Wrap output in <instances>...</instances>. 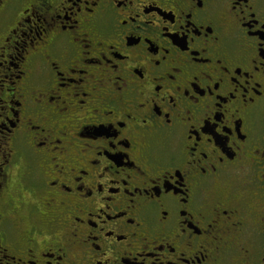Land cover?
I'll list each match as a JSON object with an SVG mask.
<instances>
[{"label": "snow or ice", "instance_id": "snow-or-ice-1", "mask_svg": "<svg viewBox=\"0 0 264 264\" xmlns=\"http://www.w3.org/2000/svg\"><path fill=\"white\" fill-rule=\"evenodd\" d=\"M15 2L17 0H0V222L5 205L16 203L20 208L27 204L12 192L14 179H19V195L24 194L27 186L30 195L38 193L39 197H44V206L52 210V219H48V211L40 212L39 216L44 218L45 224L59 225V228L47 232L36 225L30 227L29 233L35 232L28 237L32 247L26 248L24 255L13 254V264H34L38 255L47 252L43 247L37 252L36 246L54 234L66 240L61 245L62 251L64 248L71 251L81 245L91 250L92 264H113L121 255L118 246L122 242L128 241L126 247L132 246L130 236L140 241L139 255L130 260L124 258V264H136L137 260L161 264L162 257L157 253H164L165 247L170 255L164 258L176 264H207L210 251L216 253L212 264H220L218 257L224 258L225 264H243L231 257L236 254L248 257L258 236L260 264H264V227L258 234L250 231L242 239L237 229L243 227V221L231 223V231L228 225L221 229L218 227L222 223L220 214H216L207 220L202 230L195 234L189 231L192 228L189 201L201 202L210 196L206 186L195 177L191 180L194 188H189L185 181V177L197 171L205 177L209 170L218 175V166L225 165L226 159L242 161V170L250 174L243 184L249 189L248 207L252 213L258 207L260 219L264 221V100L260 105L256 103L264 82V36L254 44L241 38H254L264 33V7H254L264 5V0H172L183 19L177 23L171 9L165 17L176 25L172 30L171 46L183 54L181 62L189 71L191 65L213 63L207 54L209 35L218 46L223 38L220 52L214 54L221 71L227 72L233 53H241L235 70L228 72L233 90L227 96L235 100L240 95L239 110H248L251 125L248 132L232 141L228 138L232 136L233 125L224 123L220 116L210 120L211 109L200 102L203 92L195 83H181L177 79L184 71L175 60L168 61L169 49L153 46L147 35L143 40L139 38L141 32L159 31L168 39L170 29L161 27L163 21L161 25L156 23L164 12L155 0H39L29 4L33 9L31 14L25 9L23 18L4 34V13ZM137 2L142 7L133 11ZM193 2L201 14H213L212 23L217 24L220 37L211 25L196 24ZM186 3L189 5L187 12L182 7ZM53 5L57 6L55 12H51ZM40 6L51 14L46 17L40 13ZM94 8H101V11L93 12ZM122 10L127 12L125 19L114 14ZM82 11L87 15L78 17L77 13ZM129 23L134 27L129 29L125 45L132 51L117 54L111 42L106 50L94 51L97 47L105 49L104 41L115 38L120 28L128 27ZM180 24H187L193 31L189 33ZM198 27L207 28L202 48L193 47L200 36ZM62 33H70L71 38H60ZM141 44L145 47H138ZM75 45H79L78 55L74 53ZM202 54L203 59H200ZM73 55L75 60L70 61ZM241 65L246 66L241 68ZM105 66L116 73L115 77L109 76L106 81L101 77L91 89L82 87L85 77L95 78L89 68ZM11 69L16 72L11 73ZM200 74L207 80L212 79L211 73L204 68L200 69ZM22 78L28 89L27 107L25 94L17 83ZM32 81L35 86H31ZM223 82L220 77L207 86L208 94L219 93ZM106 83L112 85L114 93L97 92V89H105ZM191 88L196 90L190 91ZM93 93L98 102L95 105ZM174 93L180 96L179 101ZM183 97L193 101L195 111L193 107L183 106ZM213 98L219 109V98ZM149 104L152 105L151 115L145 112ZM198 114L203 120L199 127L196 126ZM235 131L240 133L239 125L235 126ZM15 133L25 138L23 158L30 163L39 161L40 172L30 174L27 180L19 165L13 168L11 163L13 153L8 147V138ZM45 155L46 160L43 159ZM49 171L56 173L51 179H47ZM150 172L153 174L149 175ZM134 177L150 185L151 194L155 195V202L150 199L138 207V220L127 217V212L119 208L115 199L122 193L129 198V208H137L136 196L141 189L130 183ZM173 177L174 184L170 183ZM256 191L260 193L258 202ZM144 194L149 195L148 192ZM162 197L167 198V208ZM82 204L87 212L77 215L84 212ZM72 206L75 211L69 217ZM31 211H36L35 203ZM193 211L204 219L202 212L195 208ZM237 211L231 210V215H236ZM223 215L231 220L229 210H223ZM66 217L71 220L69 231L62 230ZM77 224L88 225L89 232L83 239L78 235ZM107 224L113 227L107 228ZM142 224L143 234L138 236L135 229H141ZM127 225H133V231H125ZM149 235L153 236L151 242ZM196 236L201 237L198 242ZM225 236L229 239L225 240ZM156 240L161 243L156 244ZM4 245V229L0 227V250ZM44 258L51 257L45 255ZM5 259H9L6 252L0 256V264Z\"/></svg>", "mask_w": 264, "mask_h": 264}, {"label": "flooded vegetation", "instance_id": "flooded-vegetation-1", "mask_svg": "<svg viewBox=\"0 0 264 264\" xmlns=\"http://www.w3.org/2000/svg\"><path fill=\"white\" fill-rule=\"evenodd\" d=\"M39 0H17V2L12 3L4 13V25L2 32L4 34H7L13 27H15L16 23L20 21L24 16V11L27 9L28 13L31 14L33 11L32 8H29V4L32 3H38ZM157 4H159L161 10H163L164 15L160 17V20L156 21L158 25H161V21H163V26H167L170 31L167 34L168 39H165L164 35H162L159 31H149V32H141L139 33V38L143 40V38L147 35L151 37V41L153 46L157 47H167L169 51L171 52V55L167 58L168 61L175 60L176 64H180L183 68L184 75L181 77H178L177 79L181 83H195L196 88H199L201 92H203V96L200 97L201 104H207L208 107L211 109L209 112V119L213 120L216 116H220L224 123H231L233 125L231 131L232 136H230L228 139L229 141H232L233 139L238 138L239 134L246 133L249 131V127L251 125V121L249 120V113L248 110H239V105L241 101L240 95L236 96V99H230L227 96V93L231 92L232 89V83L228 76V72H233L235 70L236 64L239 63L241 53L239 51L233 53V56L229 58L228 61V69L227 72L221 71L219 67L216 65L215 62V55L220 52L221 47L223 46V38H221V45H216L213 43L214 37L209 35L207 40L208 45V56L212 57L213 63L212 64H194L191 65V71H189L188 68L184 67L182 64V57L183 54L179 53L178 50L174 49L171 46V37L174 34L172 31L176 25L172 23V21L166 20L165 17L169 15V9H171L172 14L176 17L177 23H179L183 18L179 15V10L175 9L172 3V0H155ZM166 5V7H165ZM56 5L52 6L51 12H55ZM101 7H104L102 5ZM142 5L137 2L136 7L133 9V11H136L140 9ZM182 7L187 12L189 10V5L183 4ZM254 7L261 8L264 7V5H254ZM83 8V6H81ZM38 11L40 13H44L45 16H49L51 13L45 9V7L40 6L38 8ZM93 12H100L101 8H94L92 10ZM114 11V10H113ZM192 11L194 13V19L196 20V24L199 25H211L213 32L216 34L217 37H220L221 33L220 30L217 27L216 23H212L213 21V14L209 13L207 15L201 14L199 9L196 8L194 2L192 5ZM120 16V19H125L127 16V12H124L123 10L120 13H115ZM83 15H87L85 12L77 13L78 17H82ZM140 15H143V12H140ZM118 23V21H117ZM25 27H28L26 24ZM134 26L131 25V23L128 24V27H122L120 28L119 32L115 36V38H110V40H105V49H100L99 47L95 48L94 51L96 53H99L101 51H104L107 49V45L109 42H111L115 49L117 50V54L120 53H128L132 51L131 49L127 48L125 45V41L128 38L127 34L129 32L130 28H133ZM180 27L187 29L189 33L193 31V29L188 28L187 24H180ZM198 30L200 32V36L196 38V44L193 46L195 48H202L205 44L204 37L207 34V28L206 27H198ZM51 35V34H50ZM71 38L70 33H62L60 38L63 37ZM261 36H264V33H261L259 36H256L254 38H247V37H241L242 39H245L249 43H255V41H258ZM136 38V37H133ZM138 47L143 48L145 47L143 44L139 45ZM9 51L11 49L9 48ZM79 45L74 46V53L75 55L79 54ZM110 55L112 53H109ZM75 55L70 57V61L75 60ZM145 57L147 56V53L143 54ZM200 59H203V54L201 55ZM140 63H143V60L139 61ZM165 67L169 66L167 64L164 65ZM246 65H241V68L245 67ZM21 68H26V65H20ZM129 67L131 65L129 64ZM204 68L208 72L211 73L212 79L207 80L203 75L200 74V69ZM11 73H15L16 69H11ZM89 72L95 73V78L92 80H89L87 77H85V84L82 85V87L91 89L98 79L103 77L105 81L109 76L115 77L116 73L112 72L110 68H107L106 66L103 68H89ZM242 74V73H241ZM223 77L224 82L220 85V91L219 93H213V96H210L208 94V91L206 90L207 86H210L213 84L214 81H217L218 78ZM257 79H259V76L257 75ZM20 85L19 90L23 91L26 97V103L25 106H28L27 100H28V89L23 83V78L21 81L17 82ZM31 86H35V81L31 82ZM196 88H191L190 91H195ZM261 96L257 98V105H260L262 100H264V82L261 84ZM97 92H100L103 94L104 92H113L114 89L112 85L105 84V89H97ZM93 95V105L97 104L98 102L95 101V93ZM174 96H177L178 101L180 100V96L177 94H173ZM214 96H217L219 98V109L215 107V100ZM225 100H227V103H225ZM43 103V101H42ZM183 106L184 107H193V110H196V106L193 104V101L189 97H183ZM152 105H148L145 109V112L151 115L149 112V109H151ZM252 106L249 105V108ZM223 110V111H221ZM117 115H119V112H117ZM243 121V123H241ZM87 123V121H84ZM179 123V122H177ZM203 123L201 114L197 115V124L196 126L199 127L200 124ZM239 125L240 127V133H237L235 131V126ZM219 126V123L217 124ZM183 127H187V125H183ZM2 147V146H0ZM8 147L12 150L13 156H12V166L15 168L17 165L21 168V171L23 173V178L25 180L28 179L30 174H38L40 172L39 168V161H32L31 163L29 160L23 158L22 153L25 152L26 146H25V138L21 133H15L12 137L8 138ZM43 151V150H41ZM247 151V149H245ZM88 155H92V153H88ZM241 153H237V156H240ZM211 158V157H210ZM44 160L47 159V156L45 155L43 157ZM86 159V157H85ZM213 163H215V160H213ZM205 166L206 163H205ZM243 163L240 160L236 161H228L226 159L225 165L218 166L219 174H212L209 170L208 176H201V174L197 171L195 173L190 174V176L185 177L186 184L189 188H194V186L191 184V180L193 177L196 178L198 182H202L206 186V192L210 196V199L196 202L193 200L189 201V204L192 206L189 208V212L192 215V228L189 229V231L193 232L195 234L196 231L202 230L204 227V224L207 222L208 219H211L214 215L220 214V220L221 224L218 226L219 228H223L224 225L229 226V230L231 231V223L233 222H240L243 221V227L240 229H237L238 232L242 233V239L244 236H247L250 231L259 233L260 229L264 227V221H261L260 219V213L259 208L257 207L256 212L252 213L251 209L248 207V204L250 203L248 199V192L249 189L244 188V180L249 177V173L246 169H243ZM123 172V170H121ZM56 173L54 171H49V174L47 176V179H51L52 175H55ZM153 173H149L151 175ZM63 179V178H61ZM175 177L172 178L170 183L174 184ZM21 180L14 179L13 184L14 187L12 189L14 197L19 196V200L27 201V204L23 205L22 207L18 208L16 206V203H10L4 206L3 208V221L0 222V227L4 229V235H5V245L4 249L0 250V256H3L5 252L8 254L9 259H5L3 264H13V261L11 259L12 255L15 254L17 256L24 255L25 249L28 247H32L31 244L28 243V237L29 235L35 234L33 231L32 233H29L28 229L30 227H33L34 225L39 226V228L42 231L52 232L54 227L59 228V225H53L51 223L45 224L44 218L39 216L40 212L48 211L50 213L48 219H52L51 215V209H46L44 206V197H39L38 193L36 195H30L29 189L27 186L24 188V194L19 195L18 186L20 185ZM131 184L139 185L141 192L136 196L137 201V208H129V205L127 203L128 197L123 195L122 193L115 197L117 200V204L120 209H124L127 212V217H133L135 219H139L138 215V207L141 205H145L149 202L151 199L152 202H155V195L151 194V186L145 184L139 177H134V180L130 182ZM135 191V188L133 189ZM44 191H47L46 189ZM54 191V190H52ZM148 192L149 195H145L144 193ZM260 197L259 191L255 192V199L258 202ZM163 198V197H162ZM165 199L164 207H168L167 204V198ZM35 203L36 205V211H31V205ZM86 204V202H85ZM53 209L56 207L55 205L52 206ZM82 208H84V212H79L77 215H85L87 212V208L84 204L81 205ZM187 207V206H185ZM193 208H195L197 211L202 212L204 219H201L199 215H197L196 211H193ZM236 209L237 214L231 215V210ZM223 210H229L231 215V220L226 218L223 215ZM75 211V207H71V211L68 212V216H71V213ZM159 211V209H157ZM65 228L62 230L69 231L70 228L68 225L71 224V220L67 217L64 220ZM107 228L113 227L111 224L106 225ZM76 228L78 230V235L81 239H83L89 232V228L87 224L80 225L77 224ZM134 226L133 225H127L125 228V231L131 232L133 231ZM92 231H95L93 229ZM138 236L143 234V224L141 226V229H135ZM201 239V237L196 236L195 240L198 242ZM225 240H228L229 237L225 236ZM148 240L151 242L153 240V236L149 235ZM129 241H131V247H126V244L128 241L122 242L118 246V251L121 255L117 256V258L113 261V264H124V258L126 259H132L133 257H136L139 255V249H140V241L137 239H133L131 236L129 237ZM66 240H62L59 238L58 234H54L50 236V238L45 241H40V243L36 246L37 252L39 251L40 247H43L47 249V252L44 255H38L37 261L34 262V264H92V258H93V252L89 250L87 247L80 246L79 248L72 249L69 251V249L64 248L63 251L61 250V245L65 244ZM160 240H156V244H160ZM233 245V249H234ZM109 252H111V248L108 249ZM67 253V255H64ZM191 253H189L190 255ZM49 255L50 259H45L44 256ZM147 256V253H145ZM157 255L161 256V264H176V262H168L164 257H167L170 255L168 252L167 247H165L164 253H157ZM216 253L209 252V260L207 261V264H212V257L215 256ZM63 256V259L61 257ZM75 257V259H72V257ZM260 245H259V238L257 236L256 240L253 242V245L250 247V254L248 257H243L240 254H236L235 256L231 257V259H236L239 261H243V264H260ZM123 257V258H121ZM220 264H225L224 258H219ZM136 264H155L152 260H145L140 261L137 260Z\"/></svg>", "mask_w": 264, "mask_h": 264}]
</instances>
